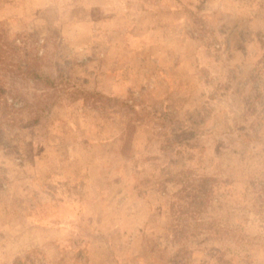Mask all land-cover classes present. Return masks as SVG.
<instances>
[{"label":"rangeland","instance_id":"1","mask_svg":"<svg viewBox=\"0 0 264 264\" xmlns=\"http://www.w3.org/2000/svg\"><path fill=\"white\" fill-rule=\"evenodd\" d=\"M0 264H264V0H0Z\"/></svg>","mask_w":264,"mask_h":264}]
</instances>
